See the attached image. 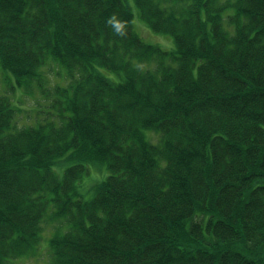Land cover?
Segmentation results:
<instances>
[{"label": "trees", "instance_id": "obj_1", "mask_svg": "<svg viewBox=\"0 0 264 264\" xmlns=\"http://www.w3.org/2000/svg\"><path fill=\"white\" fill-rule=\"evenodd\" d=\"M131 1L0 0V264H264V0Z\"/></svg>", "mask_w": 264, "mask_h": 264}, {"label": "rangeland", "instance_id": "obj_2", "mask_svg": "<svg viewBox=\"0 0 264 264\" xmlns=\"http://www.w3.org/2000/svg\"><path fill=\"white\" fill-rule=\"evenodd\" d=\"M132 3L130 4L132 6L131 10L134 14L133 16V21H134V27L135 30L140 34V36L143 37V39L149 43L159 45L162 49L167 50V51H172L175 49V42L174 38L172 35L167 34V33H158L153 31L142 19L140 16L137 8L135 7V4L133 0L131 1ZM47 70V76L49 79L52 78H57L56 71L58 70L61 74L59 78L56 80L61 82H64V77L63 74H65V68L59 67L57 63L51 61L50 65L46 66L44 68ZM112 77H117L116 73H111ZM1 81V80H0ZM3 85L5 88L9 89L11 83L9 82H3ZM1 86V83H0ZM2 88V87H1ZM29 91L25 88L17 87L16 90L13 93V99L17 100L19 99L20 101L18 102L19 106H21L24 111H28V114L26 112H22L21 116L18 123L23 126L28 123H32L33 117L36 114L33 110L36 107V102H37V94L35 93L34 96L30 95L28 93ZM32 111V112H30ZM68 165L67 162L64 163V166ZM99 177V175H96L95 173L91 176H86L84 180L81 183V191L84 193L87 197H90L92 194V186L96 182V179ZM45 231L47 234H51L50 232ZM46 235V234H45ZM43 258L45 256L43 255L42 257L38 258L37 262H40L39 264H48V261H45ZM7 264H37L33 262L32 259H29L27 257H22L19 259H16L15 261H10Z\"/></svg>", "mask_w": 264, "mask_h": 264}, {"label": "clouds", "instance_id": "obj_3", "mask_svg": "<svg viewBox=\"0 0 264 264\" xmlns=\"http://www.w3.org/2000/svg\"><path fill=\"white\" fill-rule=\"evenodd\" d=\"M108 23L112 25L115 29V32L119 35H124V24L116 19L115 16H113Z\"/></svg>", "mask_w": 264, "mask_h": 264}]
</instances>
